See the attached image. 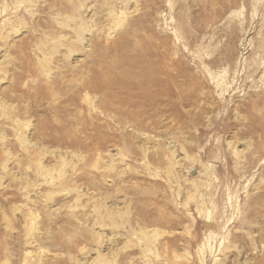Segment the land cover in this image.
Returning <instances> with one entry per match:
<instances>
[{
	"label": "rangeland",
	"instance_id": "1",
	"mask_svg": "<svg viewBox=\"0 0 264 264\" xmlns=\"http://www.w3.org/2000/svg\"><path fill=\"white\" fill-rule=\"evenodd\" d=\"M0 264H264V0H0Z\"/></svg>",
	"mask_w": 264,
	"mask_h": 264
}]
</instances>
